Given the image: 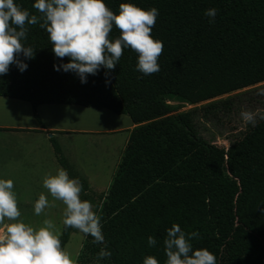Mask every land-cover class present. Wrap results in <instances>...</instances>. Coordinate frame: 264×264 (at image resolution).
<instances>
[{
  "label": "trees",
  "instance_id": "16d2710c",
  "mask_svg": "<svg viewBox=\"0 0 264 264\" xmlns=\"http://www.w3.org/2000/svg\"><path fill=\"white\" fill-rule=\"evenodd\" d=\"M33 2L14 0L39 17ZM103 2L114 14L120 3L158 9L150 33L163 43L158 72L140 73L137 53L122 48L113 69L101 68L81 84L74 73L53 70L68 58L54 56L38 20L21 41L34 49L31 59L20 57L27 69L11 64L0 76V96L29 102L39 123L37 105L61 103L105 108L136 124L96 210L111 251L100 264H143L146 256L164 264L163 239L173 223L198 232L193 249H207L216 264H264V100L246 98V91L220 97L264 81V0ZM207 8L217 10L213 23ZM118 36L113 26L108 38ZM174 101L200 105L172 113ZM242 110L254 114L255 126L241 119ZM209 126L226 147L214 143ZM50 140L57 163L80 181L89 201L87 183ZM72 230L62 224V249ZM92 239L84 235L74 264H96L102 245Z\"/></svg>",
  "mask_w": 264,
  "mask_h": 264
},
{
  "label": "clouds",
  "instance_id": "9594fccd",
  "mask_svg": "<svg viewBox=\"0 0 264 264\" xmlns=\"http://www.w3.org/2000/svg\"><path fill=\"white\" fill-rule=\"evenodd\" d=\"M32 8L40 15L29 13L14 0H0V76L14 64L18 71L27 69L24 60L34 56V49L24 46L27 25L38 23L48 34L51 51L56 58L67 57V62L53 64V70L72 72L81 84L88 75H95L101 68L111 70L117 64L123 49L131 48L137 53L135 69L144 75L159 71L157 58L163 49L160 40H154L150 33L158 16V9H142L132 3H120L114 14L103 0H34ZM217 10L207 8L204 15L209 23L214 22ZM115 26L119 36L110 40L108 35ZM23 56L24 60L20 57ZM241 119L255 126L256 117L247 110L240 112ZM264 119V114L260 115ZM43 187L65 206L62 224L65 228L77 229L90 235L92 243L101 244L96 253V264L111 257V251L104 243L100 218L93 211V205L80 199L81 184L77 178H69L64 169H57L54 175L43 179ZM11 179H0V264H74L69 254L61 247L59 229L53 221L44 219L42 226L34 228L17 218L15 194ZM49 206L44 194L34 202L36 215ZM264 213V207L260 208ZM199 238L198 232L185 233L178 224L166 229L163 239L164 264H216L215 256L204 248L193 249L192 238ZM148 246H154L153 236L147 237ZM143 264H158L156 258L146 256Z\"/></svg>",
  "mask_w": 264,
  "mask_h": 264
},
{
  "label": "rangeland",
  "instance_id": "374dc122",
  "mask_svg": "<svg viewBox=\"0 0 264 264\" xmlns=\"http://www.w3.org/2000/svg\"><path fill=\"white\" fill-rule=\"evenodd\" d=\"M243 91H246L244 93L246 98L254 97L256 100L262 101L264 100V81L250 87L234 90L220 97L232 96ZM171 103L174 106L172 113L200 105V103L194 105L176 101ZM93 115L79 108H69L61 113L58 121L66 124L68 128L72 126L92 128L108 124L104 120L95 121L92 118ZM54 118V115H52L51 119ZM209 135L214 136V143L224 147L227 146L223 135H220L218 131H215L210 126ZM51 136V138H54L60 144L61 151L67 162L71 165L72 170L88 184V187L91 186V188H87L88 191L86 190V194L96 214L100 196L106 192V188H108L121 158L123 134L112 135L100 132L66 131L58 132ZM50 143V136L44 135V133L40 134L36 140L37 145L35 144L34 148L30 146L29 151L26 152V156L30 160L28 162L20 161L17 164H13V159L6 160L0 166V179H11L13 182L12 191L16 197L17 208L20 211L18 220L34 228H38L42 226L44 219H50L60 231L62 226V213L65 206L61 201L51 197L42 183L47 175H54L57 169H63L57 163L52 143L51 148L49 147ZM40 194L45 195L49 201V206L41 214L36 215L33 212V205ZM83 195L84 193L81 189V200L83 199ZM10 222L13 221L5 219L3 222H0V229H2L3 224ZM67 240L63 250L69 254L75 263L84 240V235L73 228Z\"/></svg>",
  "mask_w": 264,
  "mask_h": 264
},
{
  "label": "crops",
  "instance_id": "0c3cea01",
  "mask_svg": "<svg viewBox=\"0 0 264 264\" xmlns=\"http://www.w3.org/2000/svg\"><path fill=\"white\" fill-rule=\"evenodd\" d=\"M69 108H79L90 112L94 114L92 118L95 121L104 120L108 124L92 128L77 126L68 128L66 124L58 121V117ZM36 112L41 123L33 116L29 102L0 96V166L8 159H13V164L20 161L28 162L30 159L26 156V152L29 151L30 146L34 148L38 136L43 133L50 138L52 134L66 131L123 134L124 148L130 130L136 125L125 114H116L105 108L84 107L77 104L43 103L37 105ZM52 115L54 119H51Z\"/></svg>",
  "mask_w": 264,
  "mask_h": 264
}]
</instances>
